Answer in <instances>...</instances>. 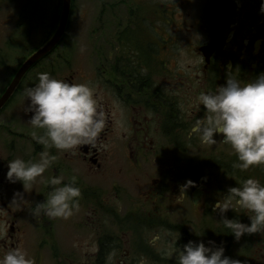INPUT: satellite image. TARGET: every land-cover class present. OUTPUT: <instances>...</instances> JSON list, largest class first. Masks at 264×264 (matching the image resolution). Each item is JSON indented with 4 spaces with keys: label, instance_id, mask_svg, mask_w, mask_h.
Here are the masks:
<instances>
[{
    "label": "flooded vegetation",
    "instance_id": "af4514ba",
    "mask_svg": "<svg viewBox=\"0 0 264 264\" xmlns=\"http://www.w3.org/2000/svg\"><path fill=\"white\" fill-rule=\"evenodd\" d=\"M260 3L139 0L127 10L125 21L106 28L105 63L92 70L109 77L107 92L103 96L98 93L108 121L98 145L106 147L96 150L83 146L76 155L48 149L57 157L50 167L51 177L63 176L64 183H68L75 176L81 190L72 234L63 236V227H58L67 219L41 214L37 235H30L25 213L33 205V196L23 197L22 210L12 203L14 194L20 193L17 182L7 179L8 161L14 157L1 156L0 229L4 227L6 232L0 233L4 237L0 239V257L19 246L35 264H137L141 256L147 264H176L175 256L162 257L156 246L148 243L150 233L166 229L178 239L181 249L189 241H203L206 246L214 241L239 264H264V231L245 234L237 241L220 222V215L212 211L215 201L240 181L255 178L264 183V166L240 171L233 167L238 161L230 146L202 145L195 136L189 139L188 130L196 117L187 114V105L199 92L214 91L225 84L229 67L242 83L264 73V14L259 11ZM26 9L27 0H0V76H7L5 86H0V99L23 63L57 31L54 28L55 32L34 52L26 49L16 63L18 43L28 47L31 41ZM61 44L42 65L57 57ZM31 70L0 112V118L12 114L14 120L18 115V119L30 121L32 113L26 111L29 103L24 89ZM59 72L57 79L76 84L85 83L89 73L68 64L65 69L53 71ZM203 114L201 109L197 115ZM6 133H10L7 141L15 138L10 130ZM215 138L218 142L222 139L219 135ZM18 140L31 141L30 159H39L43 145L30 137ZM118 148L122 167L132 183L113 181L106 188L105 178L113 172L111 162ZM85 173L94 176L91 183L86 182ZM95 178L104 181L96 183ZM47 179L43 175V192L37 194L39 202L33 208L45 202L51 191L44 182ZM187 180L195 181L197 186L181 194L179 186ZM81 212L85 219L79 222ZM226 216L250 223L243 209L229 210ZM112 221L114 228L108 229Z\"/></svg>",
    "mask_w": 264,
    "mask_h": 264
},
{
    "label": "clouds",
    "instance_id": "9594fccd",
    "mask_svg": "<svg viewBox=\"0 0 264 264\" xmlns=\"http://www.w3.org/2000/svg\"><path fill=\"white\" fill-rule=\"evenodd\" d=\"M261 14H264V0H261ZM226 82L214 91H201L187 105V114L195 116L188 130L189 139L195 136L202 145H228L234 151L238 163L233 165L240 171L254 166H264V73L242 83L234 78V71L226 69ZM38 82L24 89L27 101L26 111L32 113L28 122L33 129H42L43 134L32 133L33 139L44 146L38 160L22 158L8 161L7 179L11 183L21 182L26 190L56 161L48 149L76 155L83 146L99 150L98 139L107 125V115L99 94L86 83H69L53 78L49 73H38ZM203 109V116L198 113ZM217 135L222 139L218 142ZM206 179V178H204ZM51 191L46 201L37 204L31 211L55 219L70 218L79 210L81 190L73 176L64 183L63 176H53L44 181ZM238 186L229 187L222 198H218L212 211L222 218L223 226L239 241L245 234L264 231V183L255 178L240 181ZM196 182L187 180L180 185L183 194ZM21 193L14 194L13 202L23 201ZM243 209L250 223L228 219L229 210ZM148 243L155 245L157 252L165 258L175 256L176 264H239L225 255L223 246L209 241H189L183 249L177 246L178 239L170 230L150 233ZM0 264H35L26 251L15 247L0 257ZM137 264H147L141 256Z\"/></svg>",
    "mask_w": 264,
    "mask_h": 264
},
{
    "label": "rangeland",
    "instance_id": "374dc122",
    "mask_svg": "<svg viewBox=\"0 0 264 264\" xmlns=\"http://www.w3.org/2000/svg\"><path fill=\"white\" fill-rule=\"evenodd\" d=\"M138 1L139 0H73L69 31L58 49L57 57L54 59H48L43 65L41 64L42 66L40 65L37 69L33 70L28 75L26 87L34 86L38 82V73L46 72L53 78L57 79L61 73H56V75L53 71H58V68L65 69L68 64L73 68L76 67L89 72L85 78V83L90 85L97 93H100V95L103 96V93L107 92L105 87L109 77L104 75L103 72H100L99 74L98 72L93 73L92 70L96 69L100 63H105L103 59L105 57V40H108L106 28H113L116 24L125 21L128 17L127 10L131 6L134 7ZM61 11L62 0H27V9L25 10V13L27 12L30 17L29 21L32 27L31 41L29 43L27 42L28 47L26 46V43H18L17 51L20 52H16V55L14 56L16 63L22 59V57L19 56L27 52L26 49H31V51L34 52L35 49L39 47L41 43H43V41L54 31V28L55 31L58 29ZM54 23H58L57 26ZM110 31H112V29H110ZM82 77H84V74ZM6 79L7 76H0V86H5ZM112 79L114 80L115 78L112 77ZM20 99L21 98H19V100ZM26 103H30V101H27V98ZM17 116L18 115H16L15 118L16 120L13 119L12 114H5L2 118H0V158L1 156L5 158L13 156V159L22 158L29 160L30 155L32 154V151H30L32 142H29L28 140H25V142L23 140L22 142L18 139H26L30 137L31 140L35 142L32 137V133L35 131L38 135H40L43 134V130L37 131L36 129H33L28 123V120L24 121L23 119H18ZM8 130H10L11 133H15L14 136L18 139L13 138L12 136L11 138L13 139L7 141V136L10 134L6 133ZM1 137L5 141H3ZM13 144L14 149L12 148ZM117 151L118 152L115 153V158L113 157L114 162L113 158L111 162L113 172L105 178L104 187L106 188H109L113 181L119 182V184H122L121 182L127 184L132 183L129 174L125 173V169L122 167L121 152L119 151V148ZM2 164L7 165L6 163ZM43 175L51 178L52 172L50 171V168H48ZM84 177L86 182L91 183L93 179L92 177L94 176L85 173ZM103 179L104 178H95L96 183L104 181ZM42 181L43 177L38 178L37 181L26 190L21 182H17L16 184V188L19 189L23 197L33 196L31 200L33 205L28 206L25 213L28 216V221L30 223V235H37L36 232H38L37 229L39 228L37 223H41L40 218L42 216L30 215V211L34 206V203L39 202L37 194L43 192V189L41 188ZM21 202L22 201H18L15 205L22 210L24 204L21 205ZM84 209L86 210V206ZM83 216L84 212H81L80 218L78 217L79 222L84 221L85 218H83ZM74 219L75 215H72L67 220L65 219L66 221L58 223V227H63L64 229L63 236L67 232H69L71 236ZM113 224L114 222L112 221V225H108L107 228L113 229ZM147 228L148 227H145V229ZM5 232L4 227L3 229H0V233L5 234ZM84 236H87V231H84ZM1 238L4 237L1 236L0 239Z\"/></svg>",
    "mask_w": 264,
    "mask_h": 264
},
{
    "label": "water",
    "instance_id": "95a60500",
    "mask_svg": "<svg viewBox=\"0 0 264 264\" xmlns=\"http://www.w3.org/2000/svg\"><path fill=\"white\" fill-rule=\"evenodd\" d=\"M73 0H63L62 1V12L61 17L59 19V26L54 34V36L50 39L48 43H46L43 47L33 53L21 66L19 71L17 72L14 80L11 85L6 90L5 94L0 99V112L3 110L5 105L9 102L11 97L14 95L16 90L18 89L23 78L29 73V71L43 59H45L49 54L53 52V50L62 42L67 27L70 20L71 9H72Z\"/></svg>",
    "mask_w": 264,
    "mask_h": 264
},
{
    "label": "trees",
    "instance_id": "16d2710c",
    "mask_svg": "<svg viewBox=\"0 0 264 264\" xmlns=\"http://www.w3.org/2000/svg\"><path fill=\"white\" fill-rule=\"evenodd\" d=\"M42 62H43V61H41L40 63H38V64L35 66V68H37Z\"/></svg>",
    "mask_w": 264,
    "mask_h": 264
}]
</instances>
